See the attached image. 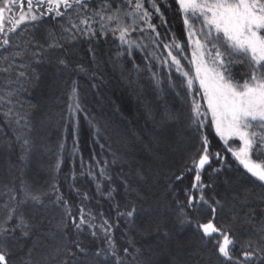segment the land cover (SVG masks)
Wrapping results in <instances>:
<instances>
[{
	"label": "snow or ice",
	"instance_id": "1",
	"mask_svg": "<svg viewBox=\"0 0 264 264\" xmlns=\"http://www.w3.org/2000/svg\"><path fill=\"white\" fill-rule=\"evenodd\" d=\"M110 69L130 84L147 72L161 101L149 118L195 144L183 167H160L153 137L149 160L130 145L86 167L81 155L94 194L74 169L67 194L24 179L51 124L29 97L66 88L58 174L70 132L78 153L81 114L97 143L111 127L80 79L102 99ZM0 132V264H264V0H0ZM96 197L107 211L86 204Z\"/></svg>",
	"mask_w": 264,
	"mask_h": 264
},
{
	"label": "trees",
	"instance_id": "2",
	"mask_svg": "<svg viewBox=\"0 0 264 264\" xmlns=\"http://www.w3.org/2000/svg\"><path fill=\"white\" fill-rule=\"evenodd\" d=\"M155 22L158 23V21ZM170 23L179 32L181 22L171 21L170 19ZM101 47L107 53L110 50H114L115 45L109 39ZM79 51L83 55L84 46H81ZM136 62L143 63L139 53L136 54ZM109 71L110 78L103 90L102 99L96 96L94 90L88 86L85 78L81 77L80 79L82 100L89 112L96 116L98 120H101V123L107 121L111 127L107 128L103 138L97 143L93 129L89 127L84 115L81 114L77 144L78 153L74 159L69 156L74 140L70 132L67 139V151L64 153V163L58 174L55 171V165L57 162L58 143L63 139L62 125L65 123L61 119V114L65 117L67 116L68 97L66 88L60 85H54L51 88L45 87L42 94L34 93L29 97L31 101L40 103L42 108L51 114V124L41 133L42 136L46 137L48 148L41 150V153L34 158L31 166L24 172V179L42 188H48L51 183L57 182L62 191L67 194L71 183L69 173L74 169L81 190L94 194V184L79 176L81 155L86 167L90 162L95 163L93 160L94 156L99 160H110L111 157L108 155L109 145H111L112 150L117 151H127L130 145L134 151L149 160L150 157L144 152L143 145L153 137H158L161 141L160 151L163 160L158 161L157 164L166 171H176L183 167L194 151L195 144L187 140L179 141L171 126L160 128L149 118L147 106H153L155 111L158 112L161 101L157 100L156 93L152 90L147 72H143L138 79L133 77L135 82L130 84L127 79L121 78L119 70L112 71L110 69ZM163 74H166V70ZM168 100L170 103L174 102L173 96L169 95ZM0 135H2V132H0ZM100 143L105 145L103 151L100 148ZM166 145H169L172 150L166 149ZM18 153L19 149L17 148L13 159ZM229 158L231 159V157ZM113 175H117L116 170H113ZM222 179L223 177H221ZM184 183L188 184L189 179H185ZM72 200L76 205H79V199L75 194L72 195ZM86 204L96 211H107L109 207L108 202L101 200L99 197L94 198L90 203L86 202ZM227 219L228 216L225 215L224 220L226 221ZM179 235L188 241L192 239L191 229H185ZM117 236L119 237V233H117Z\"/></svg>",
	"mask_w": 264,
	"mask_h": 264
},
{
	"label": "rangeland",
	"instance_id": "3",
	"mask_svg": "<svg viewBox=\"0 0 264 264\" xmlns=\"http://www.w3.org/2000/svg\"><path fill=\"white\" fill-rule=\"evenodd\" d=\"M166 149H168L169 151H171L172 149H171V147L169 146V145H166V147H165Z\"/></svg>",
	"mask_w": 264,
	"mask_h": 264
}]
</instances>
